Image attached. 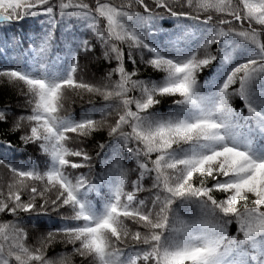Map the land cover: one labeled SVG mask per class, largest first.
Masks as SVG:
<instances>
[{
  "label": "snow or ice",
  "instance_id": "1",
  "mask_svg": "<svg viewBox=\"0 0 264 264\" xmlns=\"http://www.w3.org/2000/svg\"><path fill=\"white\" fill-rule=\"evenodd\" d=\"M0 82V264H264V0H0Z\"/></svg>",
  "mask_w": 264,
  "mask_h": 264
},
{
  "label": "trees",
  "instance_id": "2",
  "mask_svg": "<svg viewBox=\"0 0 264 264\" xmlns=\"http://www.w3.org/2000/svg\"><path fill=\"white\" fill-rule=\"evenodd\" d=\"M166 27L168 25H165ZM28 31L30 32L31 30V24H26L23 26V29H21L20 26H17L16 31L20 32V31ZM91 68V72L95 73L96 76L102 75L103 74V70L105 69V64L102 61H95L94 65H90ZM87 78V77H86ZM154 78H156L154 76ZM89 99V97L85 96L83 99H81L78 96H73L71 98V103H70V108L74 113H79L81 107H85L87 106V100ZM95 102L97 104L100 103L99 98H95ZM22 103V97L19 96L18 92L16 89H14L11 85L5 84L3 82H0V106H3L5 104L10 105L13 109H17L18 106ZM171 104V100L169 99H162L161 100V104L158 105L157 107L162 111V112H166L168 109V106ZM233 106L239 108L241 106V101L240 99L234 98L233 100ZM101 136L106 137V132H101L100 134H98L96 136V139H100ZM13 139V143H16V137H12ZM0 150H3L2 148H0ZM29 156H35L37 161L39 162L43 156L41 153L36 152L34 148L32 147H27V148H19L17 153H16V159L18 160H22V161H26L28 160ZM4 174V170L0 169V175ZM7 218H11L10 216ZM231 232L235 231V225L230 226L229 229ZM30 243L33 242L32 239H30L29 241ZM71 246H65L62 243H55L53 245H51L48 249H47V255L49 257H56L64 252L70 251ZM73 264H80V260L78 257L73 256Z\"/></svg>",
  "mask_w": 264,
  "mask_h": 264
},
{
  "label": "rangeland",
  "instance_id": "3",
  "mask_svg": "<svg viewBox=\"0 0 264 264\" xmlns=\"http://www.w3.org/2000/svg\"><path fill=\"white\" fill-rule=\"evenodd\" d=\"M0 152H2V151L0 150Z\"/></svg>",
  "mask_w": 264,
  "mask_h": 264
}]
</instances>
